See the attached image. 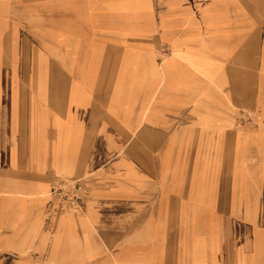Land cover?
I'll return each mask as SVG.
<instances>
[{
  "label": "rangeland",
  "instance_id": "obj_1",
  "mask_svg": "<svg viewBox=\"0 0 264 264\" xmlns=\"http://www.w3.org/2000/svg\"><path fill=\"white\" fill-rule=\"evenodd\" d=\"M32 137L86 170L0 264H264V10L0 0V147Z\"/></svg>",
  "mask_w": 264,
  "mask_h": 264
},
{
  "label": "crops",
  "instance_id": "obj_2",
  "mask_svg": "<svg viewBox=\"0 0 264 264\" xmlns=\"http://www.w3.org/2000/svg\"><path fill=\"white\" fill-rule=\"evenodd\" d=\"M234 5L238 10H264V0H234ZM50 169L60 175L86 170L63 157L50 158L33 137L26 145L0 147V251L32 250L27 246L34 235L32 220L40 213L41 218L49 214L52 205L45 196ZM92 186L96 191L94 182Z\"/></svg>",
  "mask_w": 264,
  "mask_h": 264
},
{
  "label": "built area",
  "instance_id": "obj_3",
  "mask_svg": "<svg viewBox=\"0 0 264 264\" xmlns=\"http://www.w3.org/2000/svg\"><path fill=\"white\" fill-rule=\"evenodd\" d=\"M63 185V184H62Z\"/></svg>",
  "mask_w": 264,
  "mask_h": 264
}]
</instances>
